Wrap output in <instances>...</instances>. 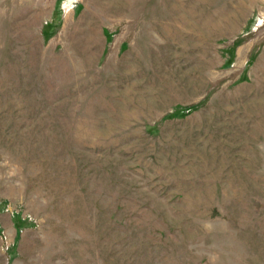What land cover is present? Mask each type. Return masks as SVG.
Segmentation results:
<instances>
[{"label": "rangeland", "instance_id": "obj_1", "mask_svg": "<svg viewBox=\"0 0 264 264\" xmlns=\"http://www.w3.org/2000/svg\"><path fill=\"white\" fill-rule=\"evenodd\" d=\"M0 0V264H264V0Z\"/></svg>", "mask_w": 264, "mask_h": 264}, {"label": "bare ground", "instance_id": "obj_2", "mask_svg": "<svg viewBox=\"0 0 264 264\" xmlns=\"http://www.w3.org/2000/svg\"><path fill=\"white\" fill-rule=\"evenodd\" d=\"M78 0H69V3L65 5L66 8H71L74 3H76Z\"/></svg>", "mask_w": 264, "mask_h": 264}, {"label": "water", "instance_id": "obj_3", "mask_svg": "<svg viewBox=\"0 0 264 264\" xmlns=\"http://www.w3.org/2000/svg\"><path fill=\"white\" fill-rule=\"evenodd\" d=\"M69 3V0H66V3H65V5H67Z\"/></svg>", "mask_w": 264, "mask_h": 264}]
</instances>
